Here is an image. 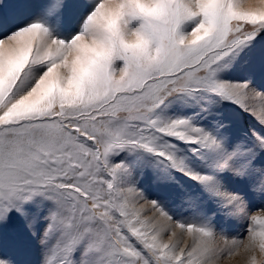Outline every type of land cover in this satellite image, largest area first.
<instances>
[{
    "label": "snow or ice",
    "instance_id": "obj_1",
    "mask_svg": "<svg viewBox=\"0 0 264 264\" xmlns=\"http://www.w3.org/2000/svg\"><path fill=\"white\" fill-rule=\"evenodd\" d=\"M238 7L0 0V264H19L2 242L13 220L42 264H212L240 249L257 264L264 216L247 241L230 229L264 212V11ZM229 105L252 122L237 127ZM145 178L167 198L149 199Z\"/></svg>",
    "mask_w": 264,
    "mask_h": 264
},
{
    "label": "rangeland",
    "instance_id": "obj_2",
    "mask_svg": "<svg viewBox=\"0 0 264 264\" xmlns=\"http://www.w3.org/2000/svg\"><path fill=\"white\" fill-rule=\"evenodd\" d=\"M236 3L239 5L237 10L240 11H264V0H236ZM257 39L259 41V45L257 46L258 49H264V33H262ZM244 75L245 72L243 70V66H241L236 71L226 75L224 78H240ZM257 82L264 85V76L258 77ZM250 103L253 102L250 101ZM224 111L228 118H231L236 122L237 127H239L241 123L252 122L250 117H247V115L244 113H240L239 109H236L235 106H226ZM139 159L140 154H133L130 157V160L133 163H136ZM143 159H147V156H144ZM191 183L192 182H189V184ZM140 187L149 199L167 198L168 190L152 184L150 178H145L141 182ZM141 205L145 209V215L151 218L154 215V213L149 211L151 205L147 201H141L137 207H140ZM252 215L264 216V212L254 209L249 213L248 221L242 220L239 222V224L231 227L230 235L235 236L237 233H239L240 239L247 241L246 229L252 226L250 224V217ZM185 240H187L188 243H191L190 237L185 236ZM2 242L6 249L15 251L18 256L19 264H42V251L40 246L35 239H33L27 232L23 230V226L18 221L13 220V222L3 230ZM215 243L222 247V238L218 236ZM255 255L257 257V264H264V255H262L258 250L255 252ZM212 264H249L248 254L244 253L243 249L238 250V252H234L232 255L221 254L220 258L212 261Z\"/></svg>",
    "mask_w": 264,
    "mask_h": 264
},
{
    "label": "bare ground",
    "instance_id": "obj_3",
    "mask_svg": "<svg viewBox=\"0 0 264 264\" xmlns=\"http://www.w3.org/2000/svg\"><path fill=\"white\" fill-rule=\"evenodd\" d=\"M238 261V260H237ZM238 263V262H237Z\"/></svg>",
    "mask_w": 264,
    "mask_h": 264
}]
</instances>
